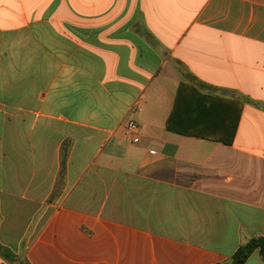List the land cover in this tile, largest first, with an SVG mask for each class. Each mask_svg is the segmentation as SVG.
I'll use <instances>...</instances> for the list:
<instances>
[{"label":"crops","instance_id":"crops-1","mask_svg":"<svg viewBox=\"0 0 264 264\" xmlns=\"http://www.w3.org/2000/svg\"><path fill=\"white\" fill-rule=\"evenodd\" d=\"M178 101L213 140L168 130ZM258 237L264 0H0V264H230Z\"/></svg>","mask_w":264,"mask_h":264},{"label":"trees","instance_id":"trees-1","mask_svg":"<svg viewBox=\"0 0 264 264\" xmlns=\"http://www.w3.org/2000/svg\"><path fill=\"white\" fill-rule=\"evenodd\" d=\"M181 103L176 102V105L174 107V111L172 115L170 116L168 123H167V128L168 130L179 133V134H184V135H189V136H202L204 138H208L213 140L214 138L208 137L205 134H197L193 133L181 123L177 117H179V113L181 112ZM181 120V119H180ZM236 126V123H235ZM235 128V127H234ZM219 142H223L224 144H230V141H224V140H219ZM258 251L262 259L264 260V237H258V238H253L249 240L246 244L242 245L237 252L234 254V256L231 259L230 264H245L246 261L250 258V256ZM0 256L3 258L9 260L11 258H14V255L12 254L11 251H9L7 248H4L0 245Z\"/></svg>","mask_w":264,"mask_h":264},{"label":"built area","instance_id":"built-area-1","mask_svg":"<svg viewBox=\"0 0 264 264\" xmlns=\"http://www.w3.org/2000/svg\"><path fill=\"white\" fill-rule=\"evenodd\" d=\"M138 129H139L138 125H136L133 122L129 123V125H128V131L130 133H137L138 132Z\"/></svg>","mask_w":264,"mask_h":264},{"label":"rangeland","instance_id":"rangeland-1","mask_svg":"<svg viewBox=\"0 0 264 264\" xmlns=\"http://www.w3.org/2000/svg\"><path fill=\"white\" fill-rule=\"evenodd\" d=\"M7 261H9V262H17L18 260H16L15 258H11V259H9ZM22 264H24V263H22Z\"/></svg>","mask_w":264,"mask_h":264}]
</instances>
